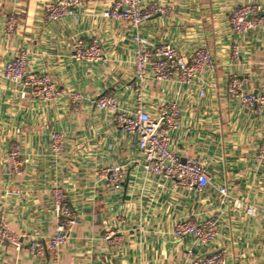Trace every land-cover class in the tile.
<instances>
[{"label":"crops","instance_id":"obj_1","mask_svg":"<svg viewBox=\"0 0 264 264\" xmlns=\"http://www.w3.org/2000/svg\"><path fill=\"white\" fill-rule=\"evenodd\" d=\"M55 1L0 0V220L22 242L19 248L0 243V264H192L212 253L224 256L226 264H264V161L259 158L264 113L257 116L227 94L229 79L237 76L247 81L246 93L264 95V24L237 35L229 22L242 5L259 7L263 16L264 0H142L169 11L141 28L150 45L172 43L186 56L205 46L216 59L214 73L192 87L151 75L143 87L153 116L167 106L180 109L171 149L183 160L205 165L212 185L202 193L148 175L137 139L92 103L114 94L126 108L135 104L134 31L127 22L103 16L116 0H87L75 17L50 22L45 12ZM10 17L17 19L11 32ZM95 39L103 62H74L73 45L89 46ZM19 53H26L29 70L49 73L61 91L80 92L85 100L44 103L35 101L30 89L17 94L2 75L5 63ZM55 133L65 148L58 157L50 150ZM13 146L20 150L17 169L8 159ZM114 166L125 173L119 191L99 179L101 170ZM220 187L228 197L218 193ZM56 193L69 195L78 225L53 262L26 248L55 233ZM235 201L256 207L258 215L244 216ZM185 219L216 220L215 247L204 250L192 239L174 238V226ZM107 234L118 242L110 245Z\"/></svg>","mask_w":264,"mask_h":264},{"label":"built area","instance_id":"obj_2","mask_svg":"<svg viewBox=\"0 0 264 264\" xmlns=\"http://www.w3.org/2000/svg\"><path fill=\"white\" fill-rule=\"evenodd\" d=\"M87 0H57L46 8L45 16L50 22H59L65 18L75 17L77 12L87 5ZM168 9L154 2L145 6L142 0H116L112 9L104 13L106 19L127 22L133 29V43L135 47L134 82L130 85L135 97L133 109L122 105L121 99L114 94H107L95 99L92 103L101 112L108 113L117 127L126 135L137 139L138 150L143 156V170L150 176L175 181L196 193L204 192L210 187L211 179L207 168L196 159L183 160L171 149V135L180 128L181 112L176 106H167L157 116H153L145 107L144 84L149 75L152 79L162 82L175 81L179 84L194 86L204 74L214 73L216 59L207 47L200 46L190 55H183L172 43L150 45L140 34L141 28L157 15H167ZM257 6L242 5L233 10L230 16V26L237 35H247L258 26L264 24V15ZM16 17H10L8 28L16 27ZM72 60L76 63L98 64L103 62L99 41L95 39L89 46L79 41L72 47ZM234 55L238 58L239 51L235 46ZM3 68V81L13 87L17 94H23L27 89L35 101L53 103L64 97L76 105L85 100L80 92H63L57 87L52 76L47 72H33L28 69L26 53L8 60ZM247 81L233 76L229 79L227 94L241 103L248 111L262 116L264 113V95L246 93ZM205 88L200 87V95H205ZM51 153L58 157L64 152L62 135L55 133L51 136ZM20 156L19 147L13 146L8 159L17 169L16 164ZM259 158L264 161V143L260 147ZM103 185L113 191H119L124 185L125 173L123 169L114 166L103 169L99 173ZM218 193L228 197L225 187L218 188ZM234 207L244 216L255 217L258 210L252 205L235 201ZM55 213L58 219L55 233L44 243L32 242L27 251L35 257H47L57 261L60 249L68 242L69 236L78 225V217L73 210L67 193H56ZM176 239L192 241L204 250H211L218 242V225L214 219L194 221L185 219L179 221L173 229ZM112 245L118 242L109 234L104 237ZM0 243L21 247V238L14 234L0 220ZM264 248V242H263ZM192 255V251H190ZM226 258L221 254L202 256L192 264H226Z\"/></svg>","mask_w":264,"mask_h":264},{"label":"water","instance_id":"obj_3","mask_svg":"<svg viewBox=\"0 0 264 264\" xmlns=\"http://www.w3.org/2000/svg\"><path fill=\"white\" fill-rule=\"evenodd\" d=\"M257 93H256V95L259 93L258 91H256ZM214 254H216V253H212V254H208L207 256H210V255H214Z\"/></svg>","mask_w":264,"mask_h":264}]
</instances>
